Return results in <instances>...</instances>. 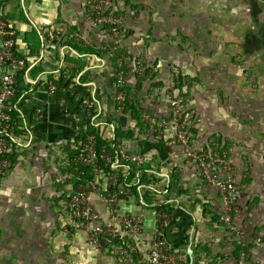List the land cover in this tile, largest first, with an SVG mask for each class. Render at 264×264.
I'll return each mask as SVG.
<instances>
[{
	"label": "crops",
	"instance_id": "0c3cea01",
	"mask_svg": "<svg viewBox=\"0 0 264 264\" xmlns=\"http://www.w3.org/2000/svg\"><path fill=\"white\" fill-rule=\"evenodd\" d=\"M88 2H0V17L15 29V50L29 67L28 80L20 83L13 99L18 123L8 136L12 145L11 166L0 183V222L14 212L34 213L38 239L47 243V249L36 250L40 264H117L108 253L92 248L84 232L74 230L66 203L70 187L54 183V176L67 166L75 148V124L62 113V105L66 104L82 115L80 98L71 94L75 88L92 96L98 115L95 129L102 141L116 142L125 153L124 160L128 156L141 159L140 164L123 162L115 195L118 211L142 218L136 264L147 263V251L156 236L154 208L141 202L135 185L137 168L144 173L169 176L167 197L174 220L165 240L173 251L184 253L187 264H236L238 240L253 235L249 231L241 233L242 229L247 231L250 209L238 208L233 222L239 234L232 232L220 221L224 207L217 191L204 181L183 146L172 142L175 128L164 121L165 127L157 132L141 124L133 108H118L115 94L119 87L114 80V68L112 72V53L109 54L114 50L104 45L112 37L108 38L107 32L91 21ZM131 19L130 15L124 20ZM155 77L165 87L167 76L160 73ZM52 82L59 85V90L51 98L47 91ZM158 110L162 116L164 110L155 112ZM193 130L198 132V126ZM204 140L198 134L190 142L197 147ZM129 171L134 177L126 181ZM95 180L98 187L90 201L107 219V180L104 174L97 175ZM251 257L256 264H264V238L254 246Z\"/></svg>",
	"mask_w": 264,
	"mask_h": 264
},
{
	"label": "rangeland",
	"instance_id": "374dc122",
	"mask_svg": "<svg viewBox=\"0 0 264 264\" xmlns=\"http://www.w3.org/2000/svg\"><path fill=\"white\" fill-rule=\"evenodd\" d=\"M109 1L120 26L116 34L100 29L112 37L104 45L114 50L112 72L117 87L122 74L125 104L141 124L160 132L174 117L171 101L181 99L179 108L198 118L191 139H205L197 147L192 141L189 150L217 153L226 162L237 188L232 218L247 206L241 233L264 238V0ZM160 73L165 87L155 77ZM34 219L23 211L1 220L0 264H40L36 250L47 243L38 239Z\"/></svg>",
	"mask_w": 264,
	"mask_h": 264
},
{
	"label": "built area",
	"instance_id": "2783aa9c",
	"mask_svg": "<svg viewBox=\"0 0 264 264\" xmlns=\"http://www.w3.org/2000/svg\"><path fill=\"white\" fill-rule=\"evenodd\" d=\"M110 6L109 0H89V16L94 25L105 26L111 33L116 34L120 24L114 13L109 12ZM16 36L15 29L0 17V183L2 176L11 166L12 145L8 140V128L12 122L11 112L15 108L13 99L20 83L28 80L27 62L15 50ZM143 68L144 62H137L136 71L141 72ZM121 75L117 77L120 90L115 94L120 109L127 100V95L122 90L124 85ZM58 90L59 85L52 82L49 84L47 95L52 98ZM71 94L80 98L82 115L68 105H62L63 115L75 124V148L67 166L54 176V183L71 184V192L66 200L71 223L74 230L86 234L92 248L108 253L117 264H136L142 218L139 215H125L118 211L115 208V195L120 186L123 162L131 161L140 164L141 159L128 156L124 160L125 153L119 146L114 145H111L112 148L104 145L98 153L95 134L87 132L90 126L97 128L98 115L92 96L89 93L76 91L75 88H72ZM180 102H182L181 99L171 101L174 117L170 118L168 124L175 128L172 142L183 146L185 155L190 157L198 167L205 182L217 191L224 207L220 214V221L232 232L239 234L231 215V204L237 197L234 176L227 171L226 162L216 153L201 150L197 154L191 153L189 150L191 133L198 118L193 116L191 111L180 109ZM181 108H184L183 105ZM144 118L152 124L155 123V119L148 115H144ZM72 165L75 167L71 168ZM79 166L89 168L92 178L84 179V170ZM220 170L224 171L222 175H219ZM99 174H104L107 180L105 194L110 207L107 219L90 201L91 194L97 190L98 183L95 177ZM144 174V178L140 180L142 173H136L135 185L140 192L141 202L154 208L156 220V236L149 245L146 264H187L184 253L173 251L165 240V233L174 220L172 205L167 197L169 176L167 173L152 171H145ZM260 242L261 238L258 236L240 238L237 243L236 264H256L251 257V252Z\"/></svg>",
	"mask_w": 264,
	"mask_h": 264
},
{
	"label": "trees",
	"instance_id": "16d2710c",
	"mask_svg": "<svg viewBox=\"0 0 264 264\" xmlns=\"http://www.w3.org/2000/svg\"><path fill=\"white\" fill-rule=\"evenodd\" d=\"M77 66H79V68H80L81 64H80V65H77ZM128 106H129L128 104H125L124 108H126V107H127L128 109H130V108L132 109V108H133V107H130V108H129ZM14 111H15V110H13V111L11 112L12 122H11V124H10V127L8 128V136H9V132H10V130H11L12 128H15V127L17 126V123H18V119H16ZM135 115H138L136 111H135ZM87 132H88V133H93V134H95L96 141H97V152H98V153L101 151V149L103 148L104 145H106L108 148H112L111 145L118 146L116 142L105 143L104 141H102V139H101V137H100V135H99V132L95 129L94 126H90V127L88 128ZM8 140H9V137H8ZM73 153H74V152H73ZM216 154H217V153H216ZM73 167H75V166L72 165L71 168H73ZM79 167H80V169H83V170H84V176H83L84 179H91V178H92V175H91V173H90L89 168H87V167H83V166H79ZM137 171L140 172V173H142L141 178H140V180H142V179L144 178V176H145L144 171H143V170H140V168H137ZM133 177H134L133 174L131 173V171H129V173H127V179H126V181H130L131 178H133ZM125 183H126V182H125ZM124 185H125V184H124ZM167 188H168V187H167ZM170 189H171V188H170ZM168 191H169V190H168Z\"/></svg>",
	"mask_w": 264,
	"mask_h": 264
}]
</instances>
